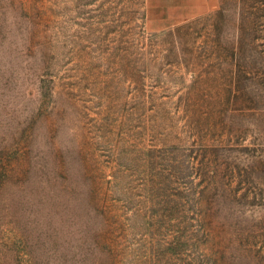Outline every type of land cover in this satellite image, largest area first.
I'll return each instance as SVG.
<instances>
[{"label": "rangeland", "instance_id": "374dc122", "mask_svg": "<svg viewBox=\"0 0 264 264\" xmlns=\"http://www.w3.org/2000/svg\"><path fill=\"white\" fill-rule=\"evenodd\" d=\"M144 8L0 0V264H264V0Z\"/></svg>", "mask_w": 264, "mask_h": 264}, {"label": "crops", "instance_id": "0c3cea01", "mask_svg": "<svg viewBox=\"0 0 264 264\" xmlns=\"http://www.w3.org/2000/svg\"><path fill=\"white\" fill-rule=\"evenodd\" d=\"M214 0H144L145 26L160 32L208 14Z\"/></svg>", "mask_w": 264, "mask_h": 264}]
</instances>
